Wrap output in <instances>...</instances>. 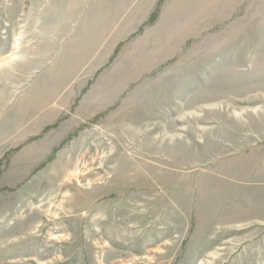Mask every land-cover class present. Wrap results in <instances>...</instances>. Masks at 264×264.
<instances>
[{
	"label": "rangeland",
	"instance_id": "374dc122",
	"mask_svg": "<svg viewBox=\"0 0 264 264\" xmlns=\"http://www.w3.org/2000/svg\"><path fill=\"white\" fill-rule=\"evenodd\" d=\"M0 264H264V0H0Z\"/></svg>",
	"mask_w": 264,
	"mask_h": 264
},
{
	"label": "bare ground",
	"instance_id": "6f19581e",
	"mask_svg": "<svg viewBox=\"0 0 264 264\" xmlns=\"http://www.w3.org/2000/svg\"><path fill=\"white\" fill-rule=\"evenodd\" d=\"M7 68V67H6ZM9 88V87H8ZM6 98V97H5Z\"/></svg>",
	"mask_w": 264,
	"mask_h": 264
}]
</instances>
